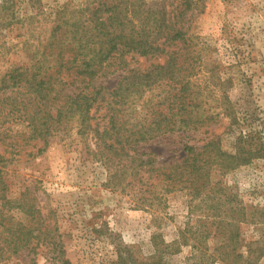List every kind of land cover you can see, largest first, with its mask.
<instances>
[{"label":"trees","instance_id":"1","mask_svg":"<svg viewBox=\"0 0 264 264\" xmlns=\"http://www.w3.org/2000/svg\"><path fill=\"white\" fill-rule=\"evenodd\" d=\"M203 1H65L47 12L36 6V0H26L29 11L15 16L13 0H3L7 20L0 22V49L6 54L20 52L25 59L7 62L6 54H0V201L14 202L10 208L17 207L26 221L15 220L12 213L4 216L0 209V262L16 264L15 257L30 254L32 261L43 245L50 247L47 251L57 249L52 228L32 201L33 189L26 185L18 196L9 197L6 178L11 162L22 153L35 157L56 136L73 132L104 166L106 184L120 192L139 186L134 206L153 212L172 191L185 190L190 200L213 199L217 184L211 179L213 169L226 172L264 156V130L237 132L232 151L224 150L215 135L200 146L185 141L175 150L177 155L163 162L142 149L158 136L193 133L222 116L238 122L226 93L216 84L210 87L207 80H197L204 60L190 24L202 11ZM15 25L21 30L16 38L3 34V29ZM205 73L210 81L215 66ZM240 208L228 209L219 223L224 217L225 225L233 227L245 221ZM248 217L251 223L264 225V207H254ZM196 226L186 221L169 242L153 231L150 258L137 260L117 250L113 264H170L165 254L182 245L192 250L190 264H233L237 259L254 264L262 254V246H249L245 255L235 252L234 228L226 230L227 241L216 247L220 251L206 254L201 239L214 233ZM51 257L71 264L61 248Z\"/></svg>","mask_w":264,"mask_h":264},{"label":"rangeland","instance_id":"2","mask_svg":"<svg viewBox=\"0 0 264 264\" xmlns=\"http://www.w3.org/2000/svg\"><path fill=\"white\" fill-rule=\"evenodd\" d=\"M65 1L75 4L80 0H36L35 4L50 12ZM2 2L0 0V22L7 20ZM13 2L15 16L29 11L26 0ZM9 28L2 30L8 38H16L21 32L16 25L12 30ZM190 31L197 34L201 44L200 60H204L197 80H207L210 87L216 84L220 92L226 93L229 110L238 122L233 124L232 117L222 116L193 133L158 136L142 148L152 151L157 162L177 155L175 150L185 141L200 146L205 138L215 135L224 150L232 151L237 132L264 130V0H204L202 11L193 16ZM8 38L5 35V39ZM0 50V54H6ZM6 56L7 62L25 59L20 52ZM211 66H215L216 73L209 81L204 76ZM223 79L225 82L220 83ZM219 91L214 93L217 98ZM29 149L26 147L25 152ZM7 170L8 196L15 198L26 185L33 189L32 201L58 242L53 252L47 251L50 247L40 246L32 261H29L31 254L15 257L16 264H61L51 257L59 248L71 264H113L117 250L145 260L153 254L150 241L153 231L169 242L176 238L178 228L186 221L214 233L201 239L206 254L227 241L226 230L234 228L238 232L232 241L235 252L245 255L249 246L252 249L262 246V254L254 264H264V225L248 221L254 207H264V156L226 172L213 169L211 179L217 182L213 199L202 196L203 199L190 200L185 190L172 191L163 196V205L155 212L134 206L139 186L133 184L120 192L106 184L104 166L92 157L73 132L54 137L35 157L22 153ZM5 203L0 201L4 216L12 213L15 220L25 219L21 211L16 212L17 207L10 208L14 202ZM234 207H242L238 211L247 216L246 220H240L233 227L225 225L228 217H224L220 224L221 215L227 216L228 209ZM188 209H191L189 213ZM1 221L5 222V218ZM191 251L189 245H182L178 251L165 254V259L170 264H190ZM233 264L245 262L237 259Z\"/></svg>","mask_w":264,"mask_h":264}]
</instances>
